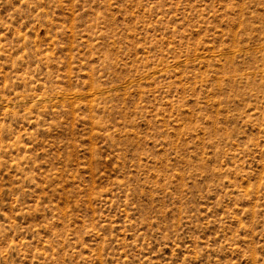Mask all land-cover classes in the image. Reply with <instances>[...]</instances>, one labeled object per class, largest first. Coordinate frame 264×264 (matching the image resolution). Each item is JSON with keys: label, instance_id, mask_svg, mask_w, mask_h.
<instances>
[{"label": "rangeland", "instance_id": "1", "mask_svg": "<svg viewBox=\"0 0 264 264\" xmlns=\"http://www.w3.org/2000/svg\"><path fill=\"white\" fill-rule=\"evenodd\" d=\"M0 264H264V0H0Z\"/></svg>", "mask_w": 264, "mask_h": 264}]
</instances>
